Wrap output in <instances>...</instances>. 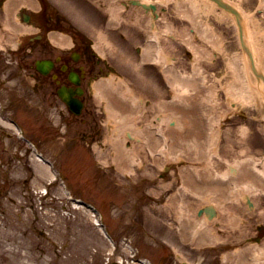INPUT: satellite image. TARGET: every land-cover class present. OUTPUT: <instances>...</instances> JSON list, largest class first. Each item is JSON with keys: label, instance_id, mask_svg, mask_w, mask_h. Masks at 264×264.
I'll use <instances>...</instances> for the list:
<instances>
[{"label": "bare ground", "instance_id": "6f19581e", "mask_svg": "<svg viewBox=\"0 0 264 264\" xmlns=\"http://www.w3.org/2000/svg\"><path fill=\"white\" fill-rule=\"evenodd\" d=\"M129 2L137 6L133 15L136 16L137 11L140 17L128 16L125 21L138 25L142 17L146 20L142 27L147 39L140 44L141 56L120 52V44L108 40L100 29L96 32L98 40L92 42L90 48L119 61L131 60L134 70L139 67L138 58L147 61L152 59L154 52L161 53L159 64L175 90L174 98L167 99L163 92L155 97L138 77L134 79L135 84L128 76L110 72L96 79L92 94L105 126L101 141L91 146L98 162L102 166L111 164L114 175L123 173L128 178L135 174L131 163L142 156L146 147L153 151L159 147L161 140L150 126L161 123L168 138V150L155 155L153 160L165 169L167 176L158 179L154 184L157 189L151 192H166L163 205L179 221L181 237L193 238L195 245L202 247L213 243L221 234L226 236L248 229L244 222L264 214L258 196V193L264 195V152L252 153L245 142L247 128L244 124L236 125L234 121L232 125L235 126L230 124L224 136L221 126L240 105L264 102V0H255L259 15L248 0ZM122 14L120 12L119 16L124 20ZM209 14H212L211 19ZM76 17L85 22L84 13H76ZM219 21H233L241 30L245 58H253L257 70L263 72V76L257 73L256 84L251 78V68L242 59V51H227L231 44L216 30ZM170 37L174 41H170ZM152 38H159V41H150ZM168 50L175 52V56ZM218 55L224 58L223 71L219 75L214 71ZM242 62L247 78H244ZM202 114L205 119L201 118ZM206 125L212 130L209 155L203 145ZM232 129H235L234 136L230 134ZM192 135L200 138L196 148L191 142ZM137 164L146 171V163L138 161ZM36 166L44 170L37 160ZM173 181L177 184L176 190L167 192ZM248 199L253 202L252 207H248ZM206 204L215 210L211 218L204 212L198 214V209ZM221 259L223 264H264V250L259 244H248L244 249L237 248V255L228 251Z\"/></svg>", "mask_w": 264, "mask_h": 264}, {"label": "rangeland", "instance_id": "374dc122", "mask_svg": "<svg viewBox=\"0 0 264 264\" xmlns=\"http://www.w3.org/2000/svg\"><path fill=\"white\" fill-rule=\"evenodd\" d=\"M248 2L253 6L254 12L259 15L260 11L255 7V0H248ZM79 5L80 4H78V6ZM106 5L107 0H104L102 7ZM110 7V10L114 13V8H112V6ZM211 16L212 14H209V19H211ZM103 18L100 20L99 18H97V20L91 19L92 22L86 20V24L82 22V26L87 28V31L91 33L90 35L94 37L93 34H95L96 29L101 26V22L104 20ZM232 22H215V27L217 31L223 34V39L231 44L228 45L227 51L230 53H239L238 50H240V47L237 33ZM124 30L128 33V27H125ZM107 35L109 36V33H107ZM0 37H2L1 31ZM184 51L183 49V54ZM216 61L218 65L214 67L216 69L214 71L219 75L223 71L221 69L224 66L223 56L218 55ZM251 78L255 80L252 74ZM239 108L242 112L231 113L229 118L230 124L232 125L235 121L237 125H245L247 128L245 142L250 146L253 152L258 153L260 149H255V145L263 144L264 146V102L260 101L259 104L257 103L254 105L244 103L240 105ZM21 114L22 113H20V116ZM229 120L225 119L224 124L221 126L222 136H224L227 130L226 128L229 126L227 125ZM88 126L87 123L86 127L88 128ZM5 128V130H2L4 128L0 129V155H2L5 160V166L0 173V215L3 217L0 223H3L2 225L5 227L3 230H6V227L11 228L8 224L13 226L15 224L20 225V229L23 231V234L25 233L26 235L32 229H35L38 233L39 230H42L44 236H42L41 240L55 242L53 247L56 251L53 264H90L92 259L99 264L115 263L112 262V258L109 260L110 262H107V257H111L109 255V242L103 237L99 228L93 221V216L87 209L81 206L75 207L72 203L67 202L63 192L60 191L59 188H53V194L48 199L39 200V190L42 189V180L48 178L50 175L47 174L46 167L44 169L46 173H44V170L36 169V160H33L30 151H24V149H26L25 143L17 142L18 144L16 145L13 128ZM235 129L230 131L231 136H234ZM6 132H10L12 136L6 137ZM60 160L58 164L64 168L65 172L71 177L72 184L76 191L81 193L86 199L98 204V206L105 211L107 215L106 222H108L109 226L118 237L123 234H131V236L134 234L133 236H136L135 239L142 248L143 254L151 257L153 261L157 262L159 258H161L160 261H164V263L174 261L172 257L169 258L168 255L163 252L161 247L152 246V243L150 244L152 241H150L148 236H146L147 234L144 233V228L148 233H151L152 236L157 232L154 227L148 228V230L144 227V221L151 220L150 216L146 215L147 205L143 204L137 214L140 225L139 230L138 228H134V230L130 232H119V226L124 220L115 214V207L113 204L116 200L113 199V196L117 197V194L111 182L108 185L102 186L103 190H99L94 186L96 181L93 180L91 174L93 175L95 172V161L94 157L85 146L81 145L79 142H70L65 158H60ZM97 181H99V179ZM141 191L143 192V190ZM138 195L137 198L139 199L137 201L142 204L146 196L140 193H138ZM258 196L260 197L261 206H264V195L258 193ZM155 209H160V207H156ZM146 216L149 218L145 219ZM155 222L161 223L158 221ZM245 224H247L246 228L248 229H246L244 235L256 232L257 225H262L264 229V214L250 218ZM14 230H18V227ZM234 235V233L228 235L229 239L234 237ZM8 239L9 236L5 237L6 241ZM62 241H66L64 245L68 248L65 254L64 251L58 250L61 248L60 245ZM261 246L264 247V238ZM205 250L206 249H203L201 251L204 252ZM125 254L127 255V252ZM46 256L47 255L44 257Z\"/></svg>", "mask_w": 264, "mask_h": 264}, {"label": "flooded vegetation", "instance_id": "af4514ba", "mask_svg": "<svg viewBox=\"0 0 264 264\" xmlns=\"http://www.w3.org/2000/svg\"><path fill=\"white\" fill-rule=\"evenodd\" d=\"M1 2L2 0H0ZM43 2L45 10L41 17V27L46 28L47 31L41 37H35L31 41L23 43L13 55L9 56L15 62V66L11 68L7 77L13 79L15 75H20L26 79L29 75L32 76L34 83L31 87L36 96V104L46 109L57 107L62 112L64 104L57 93L60 86L66 85L75 88L79 85L82 89L80 99L85 103L89 100L84 81L90 74L97 72L96 57L89 48V39L76 31L71 33L69 39H63L57 44L48 38L47 32L49 30H66V27L50 9L48 1L43 0ZM71 29L74 30L72 26ZM66 41L70 42L68 44L63 43ZM6 56L8 55L0 53V62ZM38 58L51 61L50 66H43L45 68L44 72L36 67L35 61ZM4 66L5 64L0 63V70H3ZM71 73L75 75L74 79H77L79 84L72 81ZM25 86L27 87L26 80ZM15 91L16 88H8L13 104L18 103V98L14 96ZM28 94V92L23 94L21 99H27Z\"/></svg>", "mask_w": 264, "mask_h": 264}]
</instances>
